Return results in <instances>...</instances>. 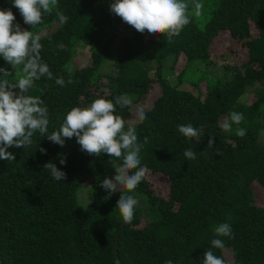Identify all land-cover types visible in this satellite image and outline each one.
<instances>
[{"label":"trees","instance_id":"16d2710c","mask_svg":"<svg viewBox=\"0 0 264 264\" xmlns=\"http://www.w3.org/2000/svg\"><path fill=\"white\" fill-rule=\"evenodd\" d=\"M113 2L57 0L31 28L13 0H0V9L11 8L22 29L41 36L42 60L65 80L60 86L41 78L30 91L47 105L49 134L72 107L127 95L133 107L117 106V114L125 129L135 125L147 168L132 193L118 186L109 195L101 181L115 175L109 160H122L89 155L75 136L61 147L37 132L30 147H9L15 161L0 160V264H203L207 250L227 264H264V205L253 194L255 185L264 193V0H188L191 21L171 39L138 32L110 11ZM194 2L203 6L200 15ZM222 31L241 60L227 63L219 48ZM78 44L87 49L75 54ZM0 68L12 72L13 81L23 75L22 66L14 69L3 57ZM154 87L159 94L140 123L136 108ZM231 111L244 120L225 132L219 125ZM189 123L203 126L199 140L179 132L178 125ZM237 127L245 137L236 135ZM210 136L215 144L207 149ZM187 149L197 153L195 160L185 158ZM49 161L66 179L52 178L44 168ZM157 174L168 178L166 195L155 190ZM120 195L138 200L131 223L116 206ZM221 223L232 226L233 238L215 236ZM214 238L225 247H212Z\"/></svg>","mask_w":264,"mask_h":264},{"label":"clouds","instance_id":"9594fccd","mask_svg":"<svg viewBox=\"0 0 264 264\" xmlns=\"http://www.w3.org/2000/svg\"><path fill=\"white\" fill-rule=\"evenodd\" d=\"M13 5L19 10L24 23L32 28L42 23L44 16L53 11L57 6V0H13ZM192 7L195 9V15L201 14L203 7L201 3L194 2ZM110 11L138 32L166 34L168 39L178 36L191 21L188 0H114L110 5ZM57 15L60 23H67V16L63 13ZM15 21L16 16L11 8L0 9V57L14 69L22 66L23 71V75L13 81L12 72L0 68V160L15 161V155L7 149L13 146L30 147L37 132L41 137H47L49 141L61 147L64 146L66 138L75 136L81 150L89 155L99 157L101 154H107L115 160H122L119 165L109 160L115 175L105 177L101 181V186L109 195L117 192L118 186L132 193L147 173V168L141 166L140 159L144 145L138 142L134 124H129L125 129L126 122L117 114V106L131 108L133 99L123 94L116 96L114 101L101 96L89 105L72 107L66 113L59 129L49 134L47 105L39 95H32L30 91L41 78L55 79L56 84L60 86L65 85V80L55 78L49 65L42 60L41 36L31 30L22 29ZM57 47L63 50L65 45L59 43ZM245 74L246 70L241 69V75ZM67 83L72 84L73 81L69 79ZM146 118L144 109L136 108V119L143 123ZM243 120V113L231 111L219 126L223 131L230 132L233 125L239 126ZM177 127L188 139L199 140L203 135V126L197 128L189 123ZM236 135L245 137V129L237 127ZM214 144L215 138L210 136L206 148L211 149ZM39 151L46 154L47 149L39 147ZM184 156L187 160H195L197 153L187 149ZM60 164H66V157L60 158ZM44 168L53 179L57 181L66 179V172L58 168L54 162L45 163ZM137 205L138 200L133 195H120L116 206L125 223L132 222ZM214 232L216 237L233 238L232 226L228 223L219 224ZM211 246L223 249L225 243L220 238H214L211 240ZM165 264H173V261L166 260ZM203 264L227 262L214 255L213 251L207 250L204 253Z\"/></svg>","mask_w":264,"mask_h":264},{"label":"rangeland","instance_id":"374dc122","mask_svg":"<svg viewBox=\"0 0 264 264\" xmlns=\"http://www.w3.org/2000/svg\"><path fill=\"white\" fill-rule=\"evenodd\" d=\"M112 16V19L115 21L117 18L115 17V15L113 13L110 14ZM232 43V38H230L229 34L227 32H221L220 33V39H219V48L221 49V51H223L226 55H227V63H231L232 61H235V60H241L242 59V56H236L234 57L233 54L231 53V51L227 48V46H229L230 44ZM86 46L83 44V47H81L80 44H78L76 46V53H83L85 50H86ZM90 54V52H89ZM88 54V55H89ZM84 58L81 57V61L83 60ZM78 61H80V59L78 58ZM169 63V61H168ZM179 64V61L176 63L175 66H178ZM107 67V65L105 66ZM221 69V68H220ZM219 69V70H220ZM205 87L203 86L202 89H204ZM159 94V91L157 88H153L147 95V98H146V101L144 103V106L143 107H140V108H143V109H146L148 107H150V104L152 102V100ZM253 99L255 98L254 94H253ZM135 116H136V111H135ZM155 181L158 182V186L155 188V190L158 192V193H161L163 195H166L167 194V191H168V178L166 175L164 174H157L155 175L154 177ZM87 185H84V187L81 189V191H83L84 193L87 191ZM253 194H254V200L256 203L258 204H261V205H264V193H261L260 192V188L258 185H255L253 186Z\"/></svg>","mask_w":264,"mask_h":264}]
</instances>
